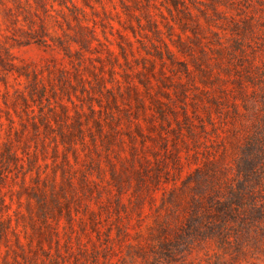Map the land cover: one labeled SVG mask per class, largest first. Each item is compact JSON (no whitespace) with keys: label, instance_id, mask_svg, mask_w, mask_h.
I'll use <instances>...</instances> for the list:
<instances>
[{"label":"rangeland","instance_id":"obj_1","mask_svg":"<svg viewBox=\"0 0 264 264\" xmlns=\"http://www.w3.org/2000/svg\"><path fill=\"white\" fill-rule=\"evenodd\" d=\"M15 1L0 0L1 42L14 61L69 66L61 51L16 42L28 26ZM90 1L88 18L107 44L119 52L121 34L133 41L128 59L120 54L119 78L138 83L148 106L133 91L120 101L124 121L126 112L143 123L142 134L131 124L142 158L123 159L131 157L126 134L113 162L102 152L100 188L89 208L83 201L73 210L83 220L61 218L73 246L65 264H264V0ZM10 110L21 127L25 111ZM7 117L0 111L4 140ZM47 155L52 163L51 146Z\"/></svg>","mask_w":264,"mask_h":264},{"label":"trees","instance_id":"obj_2","mask_svg":"<svg viewBox=\"0 0 264 264\" xmlns=\"http://www.w3.org/2000/svg\"><path fill=\"white\" fill-rule=\"evenodd\" d=\"M83 1L84 5L77 0L15 1L26 6L24 20L28 26L18 30L21 37L15 38L16 42L61 51L69 66L57 62L17 64L10 46L2 44L0 33V88L2 82L7 107L0 105V111L5 110L9 119L7 138L1 139L0 133V264H65L64 254L72 253L73 246L65 237L66 224L62 225L61 218L83 220L73 210L83 201L89 208L88 196L100 188L105 174L102 152L113 162L115 146L125 150L126 134L132 142L131 157L123 159L142 158L131 124L142 134L143 123L126 112L124 121L120 113V101L131 91L141 108L148 106L138 83H123L119 78L120 54L127 60L133 41L121 34L119 52L112 48L101 38L97 22L90 23L87 6L94 9L91 1ZM11 75L15 78L13 91L9 88ZM139 80L146 88L152 84L151 80ZM18 105L26 113L25 119L21 117V127L10 110L17 111ZM30 138H39L42 148L31 149ZM25 139L23 145L17 143ZM49 146L52 163L48 161ZM40 152L44 153L43 162ZM111 164V175L117 179L120 172ZM94 169L101 173L98 179ZM15 185L19 188L14 189ZM14 202L17 208L12 212Z\"/></svg>","mask_w":264,"mask_h":264}]
</instances>
